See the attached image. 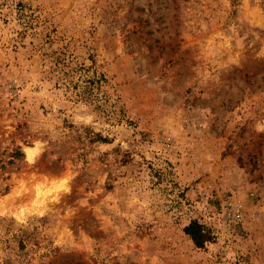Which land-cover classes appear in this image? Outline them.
Wrapping results in <instances>:
<instances>
[{"label": "rangeland", "instance_id": "374dc122", "mask_svg": "<svg viewBox=\"0 0 264 264\" xmlns=\"http://www.w3.org/2000/svg\"><path fill=\"white\" fill-rule=\"evenodd\" d=\"M0 264H264V0H0Z\"/></svg>", "mask_w": 264, "mask_h": 264}, {"label": "trees", "instance_id": "16d2710c", "mask_svg": "<svg viewBox=\"0 0 264 264\" xmlns=\"http://www.w3.org/2000/svg\"><path fill=\"white\" fill-rule=\"evenodd\" d=\"M23 156L24 154L21 150L15 149V151L10 154L12 158L9 160V163H14L15 159L20 160ZM184 231L199 248L203 247L205 243L211 239V232L197 221H191Z\"/></svg>", "mask_w": 264, "mask_h": 264}]
</instances>
